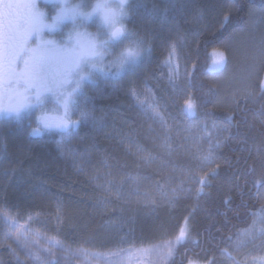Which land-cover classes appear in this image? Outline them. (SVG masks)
I'll use <instances>...</instances> for the list:
<instances>
[{
  "label": "trees",
  "instance_id": "obj_1",
  "mask_svg": "<svg viewBox=\"0 0 264 264\" xmlns=\"http://www.w3.org/2000/svg\"><path fill=\"white\" fill-rule=\"evenodd\" d=\"M126 6L134 39L144 37L145 49L120 75L84 89L79 100L92 125L61 138L64 133L53 131L33 135L16 120L1 123L0 214L31 221L72 247L175 238L169 264H221L264 208V58L249 40L264 41V19L256 14L264 0H129ZM174 46L189 66L183 93L184 103L193 105L191 117L161 78ZM219 48L227 63L214 71L212 53ZM251 59L258 69L243 87L254 93L248 100L233 78L238 63ZM102 83L157 84L170 116L217 131L212 169L193 177L189 199L168 207L158 196L161 186L173 181L175 187L194 172L182 151L172 152L175 135L186 136L176 119H168L171 150L161 152L157 142H146L151 124L136 104L122 90L98 93ZM150 129L161 132L157 124ZM1 244L0 232V261L12 264L9 247Z\"/></svg>",
  "mask_w": 264,
  "mask_h": 264
},
{
  "label": "rangeland",
  "instance_id": "obj_2",
  "mask_svg": "<svg viewBox=\"0 0 264 264\" xmlns=\"http://www.w3.org/2000/svg\"><path fill=\"white\" fill-rule=\"evenodd\" d=\"M46 2H54V0H46ZM90 2L94 4L103 3L104 0H90ZM108 2L110 3L112 0H108ZM128 2L129 0H127V3L124 5L127 12V18L124 23L127 25L126 33L134 34L127 21L129 18L126 6ZM14 3H16V0H14ZM34 3L36 5V10L43 13L44 5L40 3V0H34ZM90 11L91 10H89V12ZM22 14L27 16L25 10ZM256 14L261 20H263L264 8L260 9ZM20 16L21 12L19 8L17 10V21H20ZM89 19H91V16L84 17L79 23L81 25L79 29L81 32L79 40L85 47L88 46L90 39L93 36L96 37L97 41L105 36V31L100 27V21L96 20L89 24ZM44 23L46 22L44 21ZM5 33L7 34V31ZM70 35L73 39L76 38L73 28L65 32L62 37L63 42H67ZM252 36L253 37L249 39L251 43L258 45L261 48L262 40H259L258 44L256 43L257 39L254 38V35ZM43 38L62 43L60 38L57 37L43 35ZM121 39L123 40L122 44L120 41L111 42L112 49H114L115 52L134 46L132 42L134 35L122 37ZM31 42L35 43L34 37ZM116 45H119V47H115ZM31 46L35 47V44H32ZM144 49L145 48H143V50ZM253 51H256V46H254ZM214 53L215 57L213 55ZM142 54L143 51L141 55ZM220 54H223L224 56V63L221 66H216L213 63V60L214 58H219ZM141 55L138 58H140ZM212 57V66L210 69L214 71H222L227 63L224 50L221 48L214 50ZM138 58H136V60ZM111 59V55L105 54L103 58V70H101V68L92 69V77L86 78L82 82L81 90L75 94V104L70 105L68 112L64 109L62 99L52 93L45 94L40 103L30 102L27 107L19 112V114L6 111L10 105L16 104L19 99L18 90H10L9 88L8 90H4L6 101L2 105L3 108L1 111H4L7 117H17L16 122L20 125H25L26 121L33 120V122H36L37 124L36 127H38V125L42 124L44 119L56 122L57 124L61 121H75V123L78 122L80 125L85 123L92 125V117L85 119L84 117H81L76 110L77 107H79L80 110L85 111L82 107L83 101L79 100L84 93V89H87L88 86H96L97 79H103V77L106 76L116 77L120 75L125 68L136 61L135 60L117 71L115 67H112L111 69L108 68V62ZM257 69L254 59H251L246 63L244 60H241V62L238 63V74L233 80L237 81L239 84V91H242V94H246L245 97H243L245 99L252 100L254 97V93L251 92V90H244L243 87L247 86L246 83L248 81V76L254 74ZM188 72L189 66L184 57H182L181 49L174 46L168 54L166 69L161 73V78L170 90L174 91L173 94H177L176 98L178 99V102L183 104L185 113L191 117L193 115L192 109L189 110L188 103H184L185 95L183 93L185 92ZM259 84L260 87H264V71H262L259 76ZM156 87L157 84L154 85L149 83L139 86L130 84L126 87L113 83L104 86L102 83L98 93L100 92L104 94L103 92L106 88H108L109 92L114 89L124 91L141 111L140 114L151 124L147 126L148 137L146 142L149 141L152 144L157 142L156 145L159 146L161 152L168 153L173 145V133L168 119L170 121H173V119L175 121L176 119L177 122L178 118H173L172 115L170 116V112L165 106V104L167 105V102L165 104L163 103L162 97L160 96V90ZM31 99L34 100V96ZM175 105L176 104L172 102V108L175 107ZM176 122H174V124L178 127L177 131H184L183 135L186 136H183L181 139V137L179 138L178 135H175L177 144L175 147H172V152L182 151L183 155H186V159L189 163L187 168L189 169V167L193 165L194 172L191 178H184L183 180L178 181L175 184V187L173 181L168 182L164 187H160L158 196H160L163 203H166L168 207L170 204L173 206L176 205L179 200L189 199V192L193 189L195 180L193 177L201 176L212 169L211 167L214 164V150L218 147L217 144L219 143L217 137L219 134L217 131L210 129L205 124L194 123L187 119L182 120V123L179 121L178 123ZM75 123H68V128L63 131L65 137L61 138H66L72 132ZM156 124L161 127V132L159 131V133L154 134L150 127L156 126ZM180 126L185 128H180ZM0 142L2 144L1 136ZM188 169H186V173L188 172ZM186 173L185 175H187ZM1 215L2 214H0V216ZM0 227L1 238L3 241V244L1 245L9 247L12 264H169L175 248V238L166 240L162 239L153 244H120L118 246L104 247L100 249L72 247L68 244H64L57 236H53L44 230L39 229L31 221H18L6 217L5 215H2V218L0 217ZM224 256L226 259L221 264H264V208L255 214L254 221L249 228L241 232L239 237L231 243V246L224 251ZM0 264H3L2 261H0Z\"/></svg>",
  "mask_w": 264,
  "mask_h": 264
},
{
  "label": "snow or ice",
  "instance_id": "obj_3",
  "mask_svg": "<svg viewBox=\"0 0 264 264\" xmlns=\"http://www.w3.org/2000/svg\"><path fill=\"white\" fill-rule=\"evenodd\" d=\"M65 2L66 0H60L61 9L57 19L70 17L76 38L73 39L70 35L67 42L57 43L55 40L43 38L42 30L45 27L43 14L36 10L34 0H29L24 5L27 8V17L20 21H17V10L21 5L14 3L13 0H8L5 5L4 0H0V37L3 35L5 21H7L9 32L10 59L7 87L10 90L17 89L19 93L18 102L10 105L6 111L19 114L30 102L40 103L45 94L52 93L62 99L64 109L68 112L70 105L75 104V94L81 90L82 82L92 77V69L103 70L105 54L112 56L108 62V68L115 67L117 71L134 62L141 55L145 43L142 36H137L133 40L134 46L131 48H124L119 52L112 49V41H120L122 44V37L134 34L126 33L121 27L116 26L120 12L114 10L108 0L96 3L90 12L81 11L78 6L65 8L63 6ZM120 5L122 9L124 0H120ZM97 10L100 11L104 23L112 25V30L99 41L93 36L85 47L79 40L81 25L77 23L76 16H91L92 12ZM229 18V16L224 17L221 28ZM33 37L35 43L31 42ZM32 44H35V47H32ZM115 47L118 48L119 45ZM213 55L215 57V53ZM260 57L264 58V41L260 48ZM21 62L23 67H19ZM213 63L216 66L223 65V54H220L219 58H214ZM14 64L16 67H13ZM4 84L2 65H0V88H3ZM33 96L34 100L31 99ZM192 107L193 105L188 103L189 110ZM76 110L85 119L91 117V113L82 111L79 107ZM68 123H75V121H61L55 126L67 128ZM45 126L52 125L45 122ZM183 235L182 232L181 236Z\"/></svg>",
  "mask_w": 264,
  "mask_h": 264
},
{
  "label": "clouds",
  "instance_id": "obj_4",
  "mask_svg": "<svg viewBox=\"0 0 264 264\" xmlns=\"http://www.w3.org/2000/svg\"><path fill=\"white\" fill-rule=\"evenodd\" d=\"M40 3L44 5L43 10V20L46 22L45 27L42 30V34L44 36H53L60 38L61 42H63L62 37L64 36L65 32L71 28H73V21L70 17H63L57 19L61 4L60 0H54V2H46V0H40ZM127 3V0H124V5ZM96 4V3H95ZM94 3L90 2V0H66L65 4L63 5L65 8H71L72 6H78L81 11L89 12L95 5ZM110 6L120 12V15L117 17V25H120L125 32L127 30V25L124 21L127 18V12L123 7L121 9L120 0H112L109 3ZM83 16L77 15L76 21L80 23L83 20ZM99 20L100 27L105 31V35H108L112 30V25H106L103 21L101 13L99 10L92 12L91 19L88 20V23L91 24L93 21Z\"/></svg>",
  "mask_w": 264,
  "mask_h": 264
},
{
  "label": "flooded vegetation",
  "instance_id": "obj_5",
  "mask_svg": "<svg viewBox=\"0 0 264 264\" xmlns=\"http://www.w3.org/2000/svg\"><path fill=\"white\" fill-rule=\"evenodd\" d=\"M7 2H8V0H4L5 5L7 4ZM13 2H14V0H13ZM28 2H29V0H16V3H19L21 5V7H20V12H21L20 20H23L27 17V16H24L22 14V12L25 10V12L27 13V8L24 7V5H26ZM3 31H4V33H3L2 37H0V40H2V43H0V65H2V71H3L5 84H4L3 88H0V126L2 123V118H7L6 113H4V111H1V109L3 108L2 105L6 101V96L4 95V90H8L7 75H8V67H9L8 61L10 59V45H9V40H8L9 32H8V28H7V21H5V27H4ZM6 31H7V34L5 33ZM13 67H16V65L14 64ZM19 67H23L22 62L19 64ZM17 70H19V69H17ZM45 122L49 125H52V126H55V123H56V122H52V121L44 119L42 121V124L38 125V127H36L37 126L36 122H35V126H32L31 121L26 122L25 126L27 128L30 127L29 129L31 131L32 130H33V132L35 131L33 133V135L42 136L44 133H47V131L50 128H53V127L45 126Z\"/></svg>",
  "mask_w": 264,
  "mask_h": 264
},
{
  "label": "water",
  "instance_id": "obj_6",
  "mask_svg": "<svg viewBox=\"0 0 264 264\" xmlns=\"http://www.w3.org/2000/svg\"><path fill=\"white\" fill-rule=\"evenodd\" d=\"M74 130H75V131L77 130V125L75 126Z\"/></svg>",
  "mask_w": 264,
  "mask_h": 264
}]
</instances>
